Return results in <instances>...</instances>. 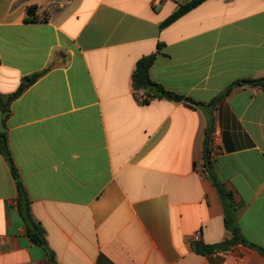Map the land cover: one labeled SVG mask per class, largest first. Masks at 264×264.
Instances as JSON below:
<instances>
[{
	"label": "crops",
	"instance_id": "crops-1",
	"mask_svg": "<svg viewBox=\"0 0 264 264\" xmlns=\"http://www.w3.org/2000/svg\"><path fill=\"white\" fill-rule=\"evenodd\" d=\"M0 0V96L43 73L10 104L8 150L44 230L34 244L0 153V264H264V0ZM36 6L45 21L26 23ZM159 46V48H158ZM204 109L136 102V62ZM212 171L238 205L250 245L200 255L192 242L231 238L203 172L206 115Z\"/></svg>",
	"mask_w": 264,
	"mask_h": 264
},
{
	"label": "trees",
	"instance_id": "trees-1",
	"mask_svg": "<svg viewBox=\"0 0 264 264\" xmlns=\"http://www.w3.org/2000/svg\"><path fill=\"white\" fill-rule=\"evenodd\" d=\"M205 0H190L189 2L179 5L177 10L171 14L168 18H166L161 24L160 28H163L190 10L194 9L198 5H200ZM37 7L29 6L26 9V23H35L38 21H45V16L42 18H38L36 16ZM159 48V46H158ZM156 54H152L149 56H144L140 58L135 65L134 71L131 75V88L133 91V96L136 102L140 105H148L152 100L155 99H163L168 100L175 103H182L185 106H188L193 109H204L213 105L214 102L209 104H202L193 101L191 98H186L184 96L172 93L164 89L161 85L153 82L150 78V68L154 62ZM43 73L34 74L29 77H25L17 89V91L7 97L0 96V111L3 115V121L9 116L10 113V104L11 102L19 96L25 89H27L31 84H33ZM239 84H247L252 86H260L264 87V78L257 80H244L240 82H235L230 85L220 96L216 99L218 100L222 96L228 94L231 87ZM144 96L142 100H138V95ZM211 134H212V115H206V129H205V139H204V156H203V172L207 176L208 180L211 182L213 187L216 189L218 195L220 196L223 203V215H224V226L228 232L231 234V238L222 243L215 245H203L200 243L192 242V249L195 253L200 255L211 254L214 252H221L229 249L231 246L240 244V245H249L244 238L241 236L240 230L236 224V211L238 205L233 201L231 195L226 192L222 186V184L217 180L216 176L212 171L211 164V156H210V144H211ZM0 153L6 159L10 173L15 180L16 187L18 190L17 197V211L28 228V236L30 240L41 246L48 256V258L54 262V255L47 248L44 230L39 226V224L35 223L31 217L30 213V200L22 186L19 175L13 165L9 150H8V141L6 132L0 133ZM250 246V245H249ZM257 251L264 256V249L256 248Z\"/></svg>",
	"mask_w": 264,
	"mask_h": 264
},
{
	"label": "built area",
	"instance_id": "built-area-1",
	"mask_svg": "<svg viewBox=\"0 0 264 264\" xmlns=\"http://www.w3.org/2000/svg\"><path fill=\"white\" fill-rule=\"evenodd\" d=\"M144 98V96H142L141 94L138 95V100H142ZM213 140H214V135H212L211 137V144L213 143ZM212 151V149H211ZM213 155V152H210V156L212 157ZM199 237H200V232H196L193 236V242H198L199 241Z\"/></svg>",
	"mask_w": 264,
	"mask_h": 264
},
{
	"label": "water",
	"instance_id": "water-1",
	"mask_svg": "<svg viewBox=\"0 0 264 264\" xmlns=\"http://www.w3.org/2000/svg\"><path fill=\"white\" fill-rule=\"evenodd\" d=\"M4 132H5V124L3 121L2 112L0 111V133H4Z\"/></svg>",
	"mask_w": 264,
	"mask_h": 264
}]
</instances>
